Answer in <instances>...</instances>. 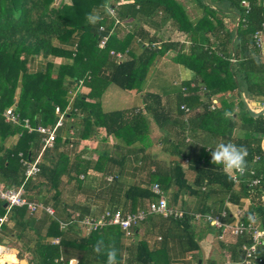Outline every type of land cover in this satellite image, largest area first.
<instances>
[{"label":"crops","instance_id":"crops-1","mask_svg":"<svg viewBox=\"0 0 264 264\" xmlns=\"http://www.w3.org/2000/svg\"><path fill=\"white\" fill-rule=\"evenodd\" d=\"M138 1L142 0H108L107 6L97 9L95 12L101 19L109 18L107 22L119 40H124L128 35L133 36L130 46L132 51L136 50L139 47L138 44L141 43L153 44L154 48L174 43L178 44V48L161 56L158 62L149 68L147 78L142 83L140 90L124 91L111 85L101 98L90 99L88 96L92 94V89L86 87L81 95L87 96V101L90 103L99 100L104 112L122 111L124 120L127 122L132 121L135 115L142 112L146 116L147 127L143 128L142 126V130L139 132L142 136L131 145L120 141L115 135H109L103 127L88 134L90 137L81 139L77 137V133L81 130L82 122L84 118H88V115L72 117L67 114L63 126L57 132L58 144L47 149V153L42 154V151L38 153V155L42 154L43 162L45 159L50 163V167L57 168L58 176L51 177L52 173L47 172L46 177L37 176L27 187V197L30 200L51 207L55 214H49L45 210H38L33 214L29 212L20 214L16 211L9 213V220L0 231V245L9 249L8 254L4 257L6 264H22L23 261L27 264L39 263L43 258L40 248L49 245L60 246L61 244L52 243L57 238L60 241L64 238L66 243H69L65 253L71 255L73 264H79L81 258L87 264H101L97 260V254H87L85 246L76 247L73 245V242L88 238L98 231L88 233L83 225L76 223L65 229L59 227L63 233V236L59 237L52 234L55 231H49L54 220L58 218L61 222L68 223L75 217L78 220L98 219L107 210L136 213L146 208L150 201L157 199V196L150 198L144 195V192H152L153 185L157 183L167 187L164 190L161 186L170 206L185 212L186 216L190 217L191 233L187 236L185 230L178 228V224L170 219L153 215L149 216L135 230L132 237H127L118 226L108 228L106 230L111 235L107 242L121 248L118 264H138L136 256L138 245L141 242L145 243L151 251L161 250L160 258H163L167 264H244L242 250L241 254L239 253V248L242 249V246H238L243 242L242 240L236 238L231 232H227L223 236L221 232L223 229L212 226L204 218L196 219L194 215L215 217L225 215L226 223H251L264 232L263 154L262 159L258 158L260 156H256L248 161L245 173L239 174L238 182L233 181L235 184L233 183L231 187H227V182L220 177H213L211 182L206 180L204 184L200 185L199 174L196 168L190 166L191 163L187 157L178 156L182 165L181 173L184 174L183 179H180L181 173L171 170V161L177 156H173L171 145L166 144L164 138L168 137L175 144V148H173L175 154L176 146H178V152L182 151L181 154L186 152L192 160L196 159L205 144L208 145L207 151L210 153L209 149H214L222 141L212 138L209 134H204L203 129L198 128L195 133L191 131L192 129L185 127L189 120L202 112V109L194 112H191L190 108L189 111H178V92L182 84L189 82L194 86L196 76L188 68L174 60L180 52L186 55L193 53L192 49L195 44L192 34L180 29V27L188 28V25L186 22L180 25L162 12L154 17L139 15L136 19L124 20L118 16L119 7L135 4ZM150 1H160L157 4L159 6L164 2L163 0ZM174 1L185 10L188 15V24L192 28L197 27L203 18L206 12L205 8L209 7L219 12V9L223 7L219 0ZM153 6L157 7L156 4ZM110 7L116 9L117 19L124 22L125 27L115 26V19L110 17L107 11ZM241 8L245 10V15L250 14L251 10L247 13L242 5ZM179 15L182 19V15ZM240 21L241 16L238 13L223 11L224 30H222L223 32L218 31L220 37H215L210 32L204 34L201 41L198 40L199 42L196 44L199 46L198 50L201 48L215 50L220 41L224 39L226 30H232L233 27L237 29ZM260 32L264 41V33ZM236 38L237 32L232 45ZM256 47L259 50V57L264 60V45ZM59 60L60 62L56 60L55 62L59 64L63 61ZM233 60H235L234 63ZM230 61L232 65L238 64L234 55L230 57ZM44 65V58L40 55L33 61L32 70L38 71ZM149 93L160 95V105L164 108L162 111L168 112L169 118L167 117V119L171 124L165 125L162 122L163 127H161L157 124L159 121L153 113L147 112L149 106L147 95ZM222 97V94L212 97V110L222 108ZM244 98L254 113L264 110L263 97L255 96L248 99L244 95ZM241 99H243L242 95ZM214 101L217 103L215 108H213ZM246 109L248 110L247 107ZM260 117L264 118V115ZM234 135L243 138L246 134L242 130H236ZM194 136H200L203 140H195ZM72 137L74 140L71 139ZM20 138L19 133L0 138V147L12 149ZM261 148L264 152V140ZM205 162L199 166L200 170L203 167L208 169L207 161L205 160ZM222 171L230 178L236 174L225 173L223 168ZM110 178L113 179L110 180ZM254 180H259L260 183L253 185ZM168 181L169 183H167ZM134 187L139 188L142 192L128 196L131 188ZM258 203L261 205L259 206ZM247 238L251 240L248 236ZM196 243L198 249H194ZM263 246L264 239L258 246V256L261 262L257 264L263 262V257L259 254V248Z\"/></svg>","mask_w":264,"mask_h":264},{"label":"trees","instance_id":"trees-1","mask_svg":"<svg viewBox=\"0 0 264 264\" xmlns=\"http://www.w3.org/2000/svg\"><path fill=\"white\" fill-rule=\"evenodd\" d=\"M163 1L161 6L157 5L160 1L150 0L126 4L119 7L118 16L125 20L136 19L139 15L154 17L162 12L180 25L186 22L188 28L180 27V29L192 34L195 44L192 49L193 53L186 55L180 52L174 60L188 68L196 76L194 86L189 82L182 84L178 92V111L185 112L182 106H187L191 112L202 109V112L189 120L185 127L192 129L191 131L195 133L198 128L203 129L204 134H209L212 138L219 139L225 144L234 143L238 146H245L248 167V161L251 158L260 156L258 158L262 159L264 155L261 148L264 140V118L252 117L241 99V93H244L248 99L255 96L264 98V60L259 57L255 40L257 32L263 31L264 33V4L257 2L258 0H250L252 9L249 15H245V10L241 8L242 0H219L223 4L219 12L209 7L205 8L206 12L203 18L197 27L192 28L188 24L187 13L180 5L174 0ZM107 4L108 0H0V138L3 139L17 133L21 135L17 145L12 149L0 147L1 184L10 187L21 186L25 182L23 161H33L43 148L40 133L29 132L21 125H14L6 121L3 116L6 109L14 106L20 118L29 119L33 126L54 127L58 121V116L55 114L56 108L60 106L65 109L67 107L70 93L72 94L76 90L79 80L85 79V88L92 89V94L88 96L90 99L101 98L111 85L124 91L140 90L142 83L147 78L149 68L157 63L161 56L178 48V44L174 43L164 44L160 48H154L153 44L147 47L141 43L138 44L139 47L136 50L132 51L130 47L132 35H128L124 40H119L118 36L113 33L106 48L101 49L99 47L101 39L112 30L107 22L109 18H100L95 24H92L88 22L87 16ZM154 4L157 7H154ZM223 11H234L241 16L238 28L233 27L232 30H226L224 39L220 41L215 50L204 48L198 50L199 46L196 44L201 41L204 34L210 32L215 37H220L218 31L224 30ZM179 14L182 15V19ZM101 26H105L106 31H101ZM236 32L237 38L232 45ZM111 51L124 53V59L119 61L116 56L111 55ZM40 55L43 56L45 65L42 69L33 71V61ZM232 55L238 60L237 65H232L230 61ZM56 59L63 61L58 64L55 62ZM87 75H91L90 80L87 79ZM81 94L82 91L77 93L73 105L74 110L69 113L72 117L88 115V118H84L81 130L77 133L78 138L90 137L88 134L99 127L105 128L109 135H115L128 145L142 136L139 134L142 126L143 128L147 127L146 116L142 112L135 115L132 121L127 122L124 120L122 111L104 112L99 100L90 103L87 101V96ZM219 94L223 96L221 99L222 108L212 110V97ZM147 99L149 104L147 112L153 113L159 121L157 124L161 127H163L162 122L165 125L171 124L167 119L168 112L162 111L164 108L160 105V95L149 93ZM236 130L244 131L245 137H235ZM194 138L203 140L200 136H194ZM71 139L74 140L73 137ZM164 142L171 145L173 156H177L170 164V168L174 172H182L178 156H183L189 159L191 167L196 168L200 185L204 184L206 180L211 182L213 177L225 180L227 187L233 185L232 178L223 173L222 166L211 163V152L208 153L207 144L201 148L196 159L192 160L186 152L183 154H181L182 151L178 152V146H176L175 154L173 152L175 144L168 137L164 138ZM47 152L46 149L42 153ZM205 160L208 169L203 167L200 170L199 166L206 163ZM49 164L45 159L43 162L41 158L40 172L37 176L44 178L47 176V172H51V177L56 178L58 176L57 168L55 166L52 168ZM183 178L184 174L181 173L180 179ZM33 179H29L25 183L26 197L27 187ZM162 188L167 189L166 186H162ZM139 192H142L139 188H131L128 196ZM144 195L150 198L157 196L152 192H144ZM260 201L262 202V200ZM258 205L261 204L258 203ZM12 211L20 214L28 212L25 208L18 207ZM6 213L7 207L4 208V202H1L0 217ZM163 219H170L178 224V228L184 229L187 236L190 235L191 219L189 216L182 219L164 217ZM59 227H61V220L56 218L49 231H55L52 234L62 237L63 233ZM112 227L117 226L102 227L88 238L73 242V245L76 247L85 246L87 254L94 253L93 245L98 240L102 239L106 245L111 244L107 242L111 233L106 229ZM221 232L223 236L227 232L233 234L229 229H223ZM247 236V234L235 235L236 238L243 241L238 246L251 244V240H248ZM248 237L250 238V236ZM60 244L57 247L53 245L41 247L43 258L37 264H56L55 260L61 256L65 259L64 264H68L71 255L65 252L69 243H66V240L62 238ZM115 248L118 249L117 260L119 261L121 248L118 246ZM194 249H198L197 243L194 244ZM241 250L240 247V254ZM161 252V250L151 251L145 243L141 242L138 245L136 261L138 264H167L163 258H160ZM259 254L263 257L261 264H264V246L259 248ZM97 256V260L101 264H106V255ZM79 264L87 263L81 258Z\"/></svg>","mask_w":264,"mask_h":264},{"label":"built area","instance_id":"built-area-1","mask_svg":"<svg viewBox=\"0 0 264 264\" xmlns=\"http://www.w3.org/2000/svg\"><path fill=\"white\" fill-rule=\"evenodd\" d=\"M259 2L264 4V0H258ZM242 7H244L247 13L251 10V1L250 0H242ZM108 14L110 17L115 19V26H124V22L117 19V12L114 7H110L108 10ZM264 26V24H263ZM101 31H106L105 26L100 27ZM114 31L110 30L109 33L100 41L99 47L101 49H105L110 37L113 35ZM256 46L262 47L264 45L262 33L259 31L255 34ZM149 47V45H146ZM112 56H116V58L121 61L124 59L125 54L122 52L111 51ZM235 60H233V63ZM87 79H91V75H87ZM85 89V79L79 80L76 90L71 94L68 101V105L65 109H62L60 106L56 108V114L58 116V121L54 127H46L43 125L33 126L29 119H22L16 113L15 107L12 106L5 110L3 116L8 123L14 125H21L26 128L29 132H38L42 135L41 143L43 145L42 152L46 149L52 148L55 145L57 140V132L58 129L63 126L66 115L71 113L74 110V102L77 97V93L79 91H83ZM214 107H216V102L214 101ZM182 109L185 111H189V108L186 106H182ZM43 154V153H42ZM42 154L38 155L33 161H23V165L25 166V182L19 187H10L6 185L0 184V201L4 202L7 207V213L0 217V231L2 226L9 220V213L16 207L25 208L31 214L36 213L38 210H45L49 214H55V211L42 203L31 201L26 197L25 183L32 178H35L40 172V163ZM239 173H236L232 176L233 181L236 183L239 180ZM113 178H110L112 180ZM259 180H254L253 185L259 184ZM152 192L157 195L159 198L156 200L150 201L146 208L137 211L136 213H124L121 210L117 211H108L101 218H84L78 220L77 217L73 218L70 222L65 223L61 222V228L65 229L69 225H73L79 223L84 226L88 233H92L97 231L98 229L105 226H118L125 233L127 237H132L135 233V230L140 227V225L152 215H160L164 218H175L182 219L186 217V213L180 210H177L170 206L167 198L164 195V192L159 184H154L152 187ZM225 215L220 216H211V215H194V218L206 219L212 226L220 228V229H229L235 235H248L251 238V244H244L242 246V252L244 254V264H257L261 262V259L258 256V246L262 243L264 239V232L259 230L256 226L251 223L238 222L236 224H229L224 221ZM60 239L57 238L52 241L53 244H60ZM9 249L0 245V261L2 264H5L3 259L6 254H8ZM56 264H64L65 259L63 256L57 258L55 260ZM68 264H73V261L70 260Z\"/></svg>","mask_w":264,"mask_h":264},{"label":"clouds","instance_id":"clouds-1","mask_svg":"<svg viewBox=\"0 0 264 264\" xmlns=\"http://www.w3.org/2000/svg\"><path fill=\"white\" fill-rule=\"evenodd\" d=\"M100 19L98 13L93 12L87 16L88 22L95 24ZM211 151V163L222 166L225 173H239L243 175L247 168V148L234 143H219ZM93 252L107 257L106 264H118V249L114 245H106L101 239L93 245ZM2 264V261H0Z\"/></svg>","mask_w":264,"mask_h":264},{"label":"water","instance_id":"water-1","mask_svg":"<svg viewBox=\"0 0 264 264\" xmlns=\"http://www.w3.org/2000/svg\"><path fill=\"white\" fill-rule=\"evenodd\" d=\"M241 95H242V98H243L242 100H243L244 104L246 105V107L248 108L249 114H250L252 117H254V118H258V117L264 115V110H262L260 113H254V112L250 109V107L248 106V104L246 103V100H245V98H244L243 93H242ZM22 264H27V263H26L25 261H23Z\"/></svg>","mask_w":264,"mask_h":264},{"label":"rangeland","instance_id":"rangeland-1","mask_svg":"<svg viewBox=\"0 0 264 264\" xmlns=\"http://www.w3.org/2000/svg\"><path fill=\"white\" fill-rule=\"evenodd\" d=\"M56 61H58V62H60V60L59 59H56ZM30 213V212H29ZM5 260V258L3 259V261ZM5 263V262H4ZM6 264V263H5Z\"/></svg>","mask_w":264,"mask_h":264}]
</instances>
